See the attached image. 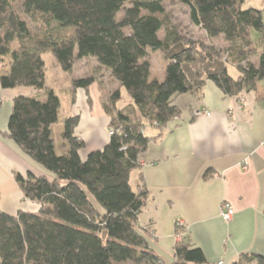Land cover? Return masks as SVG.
<instances>
[{"label": "trees", "instance_id": "obj_1", "mask_svg": "<svg viewBox=\"0 0 264 264\" xmlns=\"http://www.w3.org/2000/svg\"><path fill=\"white\" fill-rule=\"evenodd\" d=\"M18 1L0 0V64L8 66L0 85L30 86L45 98H13L2 134L46 172L16 175L25 196L41 207L17 214L0 209V264H208L183 225L176 224L174 261L167 263L156 252L153 226L139 222L150 192L141 183L134 186L131 175L150 143L181 114L178 96L198 95L208 81L235 96L264 80V9H244V0H181L190 8L192 23L209 39L223 36L230 43L223 50L182 35L171 24L164 0H23L21 8ZM27 17L41 21L45 30L33 33ZM55 23L74 33L55 34ZM254 32L261 35L254 37ZM150 50L166 61L164 81L153 76ZM46 53L69 72L77 61L96 58L136 104L121 108L120 90L102 94L114 133L85 159L80 150L86 142L75 133L80 117L62 118L61 97L47 87ZM95 80L94 75L73 78L71 90L75 94L84 88L91 103L89 87ZM58 123H64L62 151L53 137ZM149 127L158 133L149 134ZM247 263L264 264V255H245L233 264Z\"/></svg>", "mask_w": 264, "mask_h": 264}, {"label": "crops", "instance_id": "obj_2", "mask_svg": "<svg viewBox=\"0 0 264 264\" xmlns=\"http://www.w3.org/2000/svg\"><path fill=\"white\" fill-rule=\"evenodd\" d=\"M81 63H90L91 70L86 72ZM102 68L94 57L79 60L70 72V82L61 87L67 99L64 108L61 98V117H80L75 133L86 142L80 150L83 159L110 140L111 118L103 108L102 94L121 92L123 87L111 70L109 82L97 77L95 72ZM90 75L96 77L89 87L91 103L84 88H78L75 94L71 90L73 78ZM51 86L47 70V87L55 88ZM18 95L45 98L43 91L30 86L0 85V209L10 214L38 212L41 207L25 196L16 175L46 172L2 134L8 128L13 98ZM180 97H184L183 107ZM176 103L181 114L150 143L131 175L134 186L141 183L150 192L139 222L153 226L157 239L152 247L167 263L174 261V246L179 240L176 222L181 219L192 243L204 250L208 264H233L245 255H264V82L255 90L228 96L208 81L198 95H180ZM198 109L211 114L197 115ZM52 130L62 151L64 123L55 124ZM149 130V134L158 133L154 127ZM224 201L235 210L229 221L220 213Z\"/></svg>", "mask_w": 264, "mask_h": 264}, {"label": "rangeland", "instance_id": "obj_3", "mask_svg": "<svg viewBox=\"0 0 264 264\" xmlns=\"http://www.w3.org/2000/svg\"><path fill=\"white\" fill-rule=\"evenodd\" d=\"M22 2H23V0H19L17 2L18 8H21ZM163 4H164L166 12L169 14L171 24L175 25L182 35L191 36L197 40L202 39L205 42H212L217 47L222 48L223 50H226L229 47L230 43L228 41H226L223 38V36H219V37H215L213 39H209L208 36L206 35V32L202 28L193 24L191 21V18H190V8L185 3H183L181 0H164ZM241 7L244 9L249 8V7L264 9V0H244L243 2H241ZM20 11H21V9H20ZM122 16H123V13L120 12L118 14L117 18L120 19V18H122ZM27 20L29 22L30 28H31L33 33L41 34L45 30V25L42 24L41 21L36 22V21H34L28 17H27ZM52 30L55 32V34H59V35L60 34L66 35V33H71V34L74 33V30H72V32H67V31H70V27L66 28V27H62L59 25L57 27L56 23L52 25ZM159 34H160V37L163 38L164 34H165L164 29H162ZM253 34H254V37L261 35V33H257V32H254ZM261 43H262L261 45L264 46V40ZM17 47H18V42L15 41L13 43V48L15 49ZM44 59L46 61L47 67H48V83L50 85H52L53 88L55 87L57 89L56 90L54 88L56 91H58V93L60 94V97L63 99V102H64L63 106L65 108L66 102H67L66 92L64 90H62L61 87L63 84L70 82L72 75L69 71H66L61 67H56L54 65L55 60L50 53H46L44 55ZM149 60L152 63L153 76L158 77L161 81H164L166 61H165L163 55L159 51L150 50L149 51ZM253 60L255 62H257L258 58L254 56ZM81 64H82V68L84 70H86V72H88V70H91L90 63L87 64V66L84 65L83 63H81ZM78 67H77V69H78ZM5 68H7V63L0 64V73L1 74L3 73ZM77 69H76V73L79 72ZM95 74L97 75V77L104 78V80L107 82H109V80L111 78L110 70L105 68V67L96 71ZM231 74L236 76V74H237L236 70L231 68ZM263 82H264V80H263ZM121 92H122V94H121L122 97L118 103L120 107L131 108L133 106H136L133 98L131 97V95H130V93L126 87L123 86ZM182 95H184V94H182ZM180 98L181 99H179V103L183 107L184 97H180ZM147 132L150 133L151 131L148 129ZM131 181H132V183H134V179H132Z\"/></svg>", "mask_w": 264, "mask_h": 264}, {"label": "built area", "instance_id": "obj_4", "mask_svg": "<svg viewBox=\"0 0 264 264\" xmlns=\"http://www.w3.org/2000/svg\"><path fill=\"white\" fill-rule=\"evenodd\" d=\"M207 114V115H210L211 112L210 111H207V110H201V109H198L195 111V114L197 115H200V114ZM110 135L113 134V130H110ZM220 213H221V216L223 217L224 220H231L232 217L234 216V213H235V210H234V207L232 206V204L228 201H224L222 204H221V207H220ZM177 225H183L185 226V223L183 222V220L179 219L177 220ZM186 227V226H185Z\"/></svg>", "mask_w": 264, "mask_h": 264}]
</instances>
